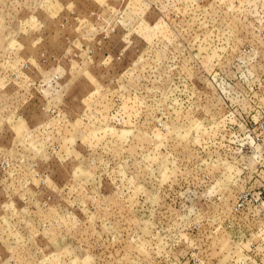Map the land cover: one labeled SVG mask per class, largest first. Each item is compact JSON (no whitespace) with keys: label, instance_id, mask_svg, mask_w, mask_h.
<instances>
[{"label":"rangeland","instance_id":"rangeland-1","mask_svg":"<svg viewBox=\"0 0 264 264\" xmlns=\"http://www.w3.org/2000/svg\"><path fill=\"white\" fill-rule=\"evenodd\" d=\"M0 264H264V0H0Z\"/></svg>","mask_w":264,"mask_h":264}]
</instances>
